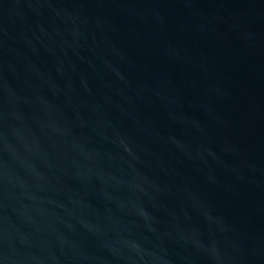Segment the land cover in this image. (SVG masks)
Masks as SVG:
<instances>
[{
  "label": "water",
  "instance_id": "water-1",
  "mask_svg": "<svg viewBox=\"0 0 264 264\" xmlns=\"http://www.w3.org/2000/svg\"><path fill=\"white\" fill-rule=\"evenodd\" d=\"M0 264H264V0H0Z\"/></svg>",
  "mask_w": 264,
  "mask_h": 264
}]
</instances>
